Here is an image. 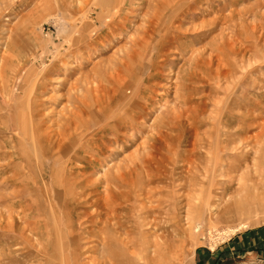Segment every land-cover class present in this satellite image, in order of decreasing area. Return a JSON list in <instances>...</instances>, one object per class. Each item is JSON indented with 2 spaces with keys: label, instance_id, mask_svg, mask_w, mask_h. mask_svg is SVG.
I'll list each match as a JSON object with an SVG mask.
<instances>
[{
  "label": "rangeland",
  "instance_id": "rangeland-1",
  "mask_svg": "<svg viewBox=\"0 0 264 264\" xmlns=\"http://www.w3.org/2000/svg\"><path fill=\"white\" fill-rule=\"evenodd\" d=\"M0 264H264V0H0Z\"/></svg>",
  "mask_w": 264,
  "mask_h": 264
},
{
  "label": "bare ground",
  "instance_id": "bare-ground-1",
  "mask_svg": "<svg viewBox=\"0 0 264 264\" xmlns=\"http://www.w3.org/2000/svg\"><path fill=\"white\" fill-rule=\"evenodd\" d=\"M72 114H74V112H72ZM74 116L77 117L78 119L80 118V117H79L80 114H77V113H76V114L73 115V117H74ZM59 145H60V144H59ZM102 240H107V242H106V241H105V242L108 243V237L104 236V237H102Z\"/></svg>",
  "mask_w": 264,
  "mask_h": 264
},
{
  "label": "crops",
  "instance_id": "crops-1",
  "mask_svg": "<svg viewBox=\"0 0 264 264\" xmlns=\"http://www.w3.org/2000/svg\"><path fill=\"white\" fill-rule=\"evenodd\" d=\"M233 248H234V247L231 246V247H229V250H232ZM237 249H238V248H237ZM238 250H239V249H238Z\"/></svg>",
  "mask_w": 264,
  "mask_h": 264
}]
</instances>
